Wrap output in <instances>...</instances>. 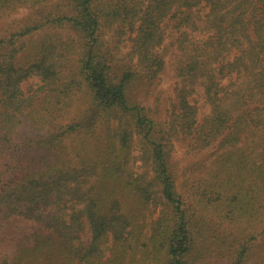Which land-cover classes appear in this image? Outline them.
<instances>
[{"label":"trees","instance_id":"1","mask_svg":"<svg viewBox=\"0 0 264 264\" xmlns=\"http://www.w3.org/2000/svg\"><path fill=\"white\" fill-rule=\"evenodd\" d=\"M52 2L0 0V18ZM165 27L162 119L146 97ZM176 142L217 150L185 195ZM260 235L264 0H58L0 34V264H264Z\"/></svg>","mask_w":264,"mask_h":264},{"label":"rangeland","instance_id":"2","mask_svg":"<svg viewBox=\"0 0 264 264\" xmlns=\"http://www.w3.org/2000/svg\"><path fill=\"white\" fill-rule=\"evenodd\" d=\"M58 0H53L52 3L46 4L38 9L19 8L17 11L11 13L8 16L0 18V34L8 33L18 29L23 25L24 19H27L29 15H39L43 11H47ZM68 32V31H66ZM198 36V35H197ZM174 33L171 27L164 28V36L158 44L156 51L163 59V67L159 72L158 78L152 85V93L146 97V104L148 107L154 109L158 116L162 119H166L169 113V107L174 99V45H173ZM131 41L125 37V41L120 44L119 55L123 59L126 53L130 50ZM123 64V60L119 63V66ZM118 66V68H119ZM37 82L36 78H31L24 83V87L28 84L34 85ZM144 100V99H143ZM191 103L197 108V120L198 123L209 114L210 108L208 104L204 102L203 94L200 88H197L191 97ZM186 145L182 142H176L171 152V156L175 161L176 172V184L179 190L185 195V190L191 185L196 183L198 179L204 178L207 175L211 163L217 156V150L208 149L194 156H186ZM191 193H195L192 190ZM257 243L264 242V235H260L256 238Z\"/></svg>","mask_w":264,"mask_h":264}]
</instances>
